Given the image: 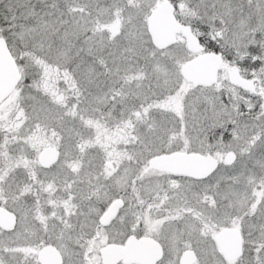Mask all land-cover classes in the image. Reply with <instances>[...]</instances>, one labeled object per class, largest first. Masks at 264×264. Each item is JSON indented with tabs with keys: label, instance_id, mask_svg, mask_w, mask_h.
Wrapping results in <instances>:
<instances>
[{
	"label": "snow or ice",
	"instance_id": "1",
	"mask_svg": "<svg viewBox=\"0 0 264 264\" xmlns=\"http://www.w3.org/2000/svg\"><path fill=\"white\" fill-rule=\"evenodd\" d=\"M0 264H264V0H0Z\"/></svg>",
	"mask_w": 264,
	"mask_h": 264
}]
</instances>
